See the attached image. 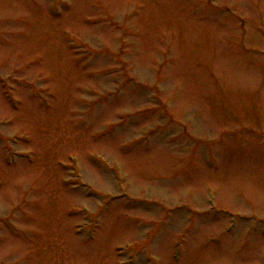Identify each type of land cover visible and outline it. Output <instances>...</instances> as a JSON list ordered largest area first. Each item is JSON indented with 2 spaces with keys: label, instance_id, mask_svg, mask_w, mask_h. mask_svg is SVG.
Instances as JSON below:
<instances>
[{
  "label": "rangeland",
  "instance_id": "obj_1",
  "mask_svg": "<svg viewBox=\"0 0 264 264\" xmlns=\"http://www.w3.org/2000/svg\"><path fill=\"white\" fill-rule=\"evenodd\" d=\"M0 264H264V0H0Z\"/></svg>",
  "mask_w": 264,
  "mask_h": 264
}]
</instances>
